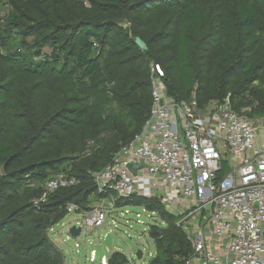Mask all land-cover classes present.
<instances>
[{
	"label": "trees",
	"instance_id": "1",
	"mask_svg": "<svg viewBox=\"0 0 264 264\" xmlns=\"http://www.w3.org/2000/svg\"><path fill=\"white\" fill-rule=\"evenodd\" d=\"M0 264H63L47 230L69 203L101 199L91 175L139 132L151 104L150 66L167 94L200 107L229 95L264 115V0H0ZM128 23L129 25H126ZM145 43L139 48L135 38ZM75 179L34 204L46 179ZM144 206L155 255L186 264L189 243L154 198ZM187 249L188 254H183ZM113 251L107 264H127Z\"/></svg>",
	"mask_w": 264,
	"mask_h": 264
},
{
	"label": "built area",
	"instance_id": "2",
	"mask_svg": "<svg viewBox=\"0 0 264 264\" xmlns=\"http://www.w3.org/2000/svg\"><path fill=\"white\" fill-rule=\"evenodd\" d=\"M5 11L0 9V17ZM163 78L160 65L152 64L151 104L141 130L91 173L107 205L82 210L69 203L67 212L98 228L107 211L122 208L115 206L117 197L154 198L189 243L186 264H264V115H250V106L235 110L229 95L204 107L194 97L176 100ZM74 182L65 172L48 177L34 204ZM142 210L151 225L164 223L156 211ZM96 254L92 248L89 260L95 262ZM99 264H107L105 255Z\"/></svg>",
	"mask_w": 264,
	"mask_h": 264
},
{
	"label": "rangeland",
	"instance_id": "3",
	"mask_svg": "<svg viewBox=\"0 0 264 264\" xmlns=\"http://www.w3.org/2000/svg\"><path fill=\"white\" fill-rule=\"evenodd\" d=\"M97 202H104L107 205V200L104 197L98 200L96 196L92 195L88 209L96 205ZM125 208L129 212L128 214H122ZM107 212L104 224L98 228L84 226L81 214L68 212L63 219L47 230L50 240L63 255V264H89L90 250L93 248L90 247L91 243L95 246L102 245L106 258L112 251H120L133 264H147L150 261L156 250L155 244L148 234L152 220L147 218L148 213L142 210V206H124ZM136 213L140 217H135ZM153 216L157 218L156 215ZM76 221H79L78 226L83 225V227L76 237H71L68 228ZM107 233L110 234V245L103 244ZM137 250L142 251L141 258L135 256ZM94 264H99L98 251Z\"/></svg>",
	"mask_w": 264,
	"mask_h": 264
},
{
	"label": "water",
	"instance_id": "4",
	"mask_svg": "<svg viewBox=\"0 0 264 264\" xmlns=\"http://www.w3.org/2000/svg\"><path fill=\"white\" fill-rule=\"evenodd\" d=\"M135 43L138 45L139 48H144L145 47V43L144 41H142L139 37H136L135 38ZM128 167L130 170L134 171L135 169V164L134 163H129L128 164ZM81 231V227L80 226H76V225H71L69 228H68V233L71 237H76ZM103 244L105 245H110L111 244V239H110V234L107 233L105 234V237H104V241H103ZM102 245H94V244H90V247H93V248H96L97 251H98V256L99 258H101L103 255H104V252L102 250ZM183 254H187V249H184L183 251ZM135 256L137 258H141L142 257V251L141 250H137L136 253H135ZM89 264H94L93 261H90Z\"/></svg>",
	"mask_w": 264,
	"mask_h": 264
},
{
	"label": "crops",
	"instance_id": "5",
	"mask_svg": "<svg viewBox=\"0 0 264 264\" xmlns=\"http://www.w3.org/2000/svg\"><path fill=\"white\" fill-rule=\"evenodd\" d=\"M73 225H74V224H73ZM112 252H113V251H112ZM112 252H111V253H112ZM111 253H110V254H111ZM110 254H109V255H110ZM104 255H105V254H104ZM154 255H155V254H154ZM154 255H153V256H154ZM108 257H109V256H108ZM108 257H107V258H108ZM105 258H106V256H105Z\"/></svg>",
	"mask_w": 264,
	"mask_h": 264
}]
</instances>
